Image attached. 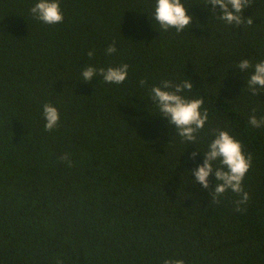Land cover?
Returning <instances> with one entry per match:
<instances>
[{"label": "trees", "instance_id": "16d2710c", "mask_svg": "<svg viewBox=\"0 0 264 264\" xmlns=\"http://www.w3.org/2000/svg\"><path fill=\"white\" fill-rule=\"evenodd\" d=\"M36 2L0 0V264H264V127L249 124L264 118V89L252 95L254 68L237 67L264 60V0L241 13L251 26L182 0L193 20L179 33L160 29L155 0H59L54 25L32 18ZM125 63L122 84L81 80L86 65ZM162 80H190L184 95L203 98L194 143L159 116L149 93ZM45 103L60 113L51 132ZM216 129L252 155L244 212L230 190L212 199L214 175L193 182Z\"/></svg>", "mask_w": 264, "mask_h": 264}, {"label": "clouds", "instance_id": "9594fccd", "mask_svg": "<svg viewBox=\"0 0 264 264\" xmlns=\"http://www.w3.org/2000/svg\"><path fill=\"white\" fill-rule=\"evenodd\" d=\"M252 0H206V6H220L221 14L219 19L227 24H247L253 25L251 17L246 20L241 15L243 10L250 6ZM30 14L33 19L41 21L48 25L62 23L64 20L63 12L59 0H38L31 8ZM215 12V7L212 8ZM153 18L160 25L162 31L175 29L176 32H183L192 26L193 16L188 14V8L182 3V0H155ZM117 51L115 42L106 49V54L111 55ZM93 51L88 52L92 57ZM128 64H122L116 67L96 68L92 65H86L82 68V81L92 82L97 75L102 76L106 83L122 84L128 76ZM240 72H245L249 68H254L253 73L247 81V88L252 95L260 94L264 89V60L256 63L254 66L247 59L239 62L237 65ZM147 80L142 79L140 85L147 86ZM193 89V83L190 80H184L175 83L172 80H162L160 85H153L150 89V98L159 110L160 117L167 118L168 125L174 126L176 134L183 141L194 143L197 139L196 134L205 127L209 118L208 110L201 111L204 104L203 98H187L185 91L190 92ZM43 117L46 121L44 127L48 132L58 127L60 113L57 107L51 103L43 105ZM249 124L254 128L264 127V118L258 119L255 115L249 118ZM215 137L208 146V151L203 153L204 163L199 165L191 172L195 176L194 184H200L205 189L209 188L210 175H214L217 183L211 193L212 199L220 203V197L227 191L236 193L240 198L235 203L237 212H244L250 199V195L244 190L243 180L252 166V155L245 154L242 143L237 140L227 130H214ZM198 152L192 153L195 159ZM59 160L66 162L71 166L69 154L65 153L59 157ZM219 161V166L215 163ZM62 264V262H58ZM163 264H185L183 259H166Z\"/></svg>", "mask_w": 264, "mask_h": 264}]
</instances>
